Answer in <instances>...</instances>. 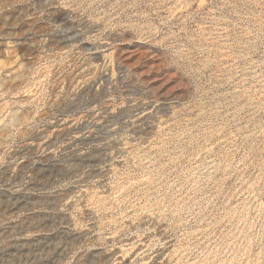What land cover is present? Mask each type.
I'll return each instance as SVG.
<instances>
[{"label":"rangeland","instance_id":"1","mask_svg":"<svg viewBox=\"0 0 264 264\" xmlns=\"http://www.w3.org/2000/svg\"><path fill=\"white\" fill-rule=\"evenodd\" d=\"M0 264H264V0H0Z\"/></svg>","mask_w":264,"mask_h":264}]
</instances>
